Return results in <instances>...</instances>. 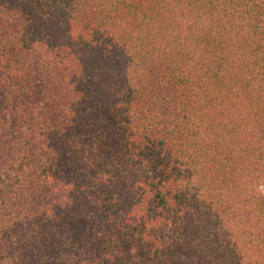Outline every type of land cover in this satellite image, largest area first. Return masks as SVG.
Returning a JSON list of instances; mask_svg holds the SVG:
<instances>
[{
    "label": "trees",
    "instance_id": "trees-1",
    "mask_svg": "<svg viewBox=\"0 0 264 264\" xmlns=\"http://www.w3.org/2000/svg\"><path fill=\"white\" fill-rule=\"evenodd\" d=\"M0 264H264V0H0Z\"/></svg>",
    "mask_w": 264,
    "mask_h": 264
}]
</instances>
